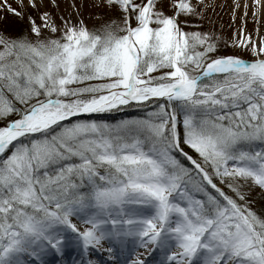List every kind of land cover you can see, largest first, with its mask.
I'll use <instances>...</instances> for the list:
<instances>
[{"label": "snow or ice", "instance_id": "6c2138e0", "mask_svg": "<svg viewBox=\"0 0 264 264\" xmlns=\"http://www.w3.org/2000/svg\"><path fill=\"white\" fill-rule=\"evenodd\" d=\"M70 7L0 0V264H264L259 29L222 41L206 0Z\"/></svg>", "mask_w": 264, "mask_h": 264}, {"label": "rangeland", "instance_id": "374dc122", "mask_svg": "<svg viewBox=\"0 0 264 264\" xmlns=\"http://www.w3.org/2000/svg\"><path fill=\"white\" fill-rule=\"evenodd\" d=\"M61 4L60 11L67 14V12L72 11L70 5L72 0H59ZM79 2V0H78ZM237 0H206V3L214 5L207 10L205 13L207 19L204 21V28L207 31L214 32L217 36L222 38V41H226L231 44L234 39L239 38V29L243 27L246 35H251L253 39H257V29H259L260 38H264V14L259 17V22L254 19L251 15V7L249 8V15L244 17L243 5L248 3L252 4L251 0H239L241 7L239 9L235 8ZM235 13V22H233V14ZM87 15V13H85ZM19 25V21L12 16H8L6 19L3 18V14L0 13V29L15 31ZM222 51L227 54L239 53V49L224 48L222 46ZM130 116L124 117L129 118ZM123 117L118 118L116 121ZM115 121V122H116ZM147 255V254H145ZM64 259L66 264H71V261L75 259L74 255H70L65 258L57 257V260Z\"/></svg>", "mask_w": 264, "mask_h": 264}, {"label": "trees", "instance_id": "16d2710c", "mask_svg": "<svg viewBox=\"0 0 264 264\" xmlns=\"http://www.w3.org/2000/svg\"><path fill=\"white\" fill-rule=\"evenodd\" d=\"M132 113H135L136 115H139L140 113L137 110H128L126 112H119V113H112L110 114V117L114 118V119H110L111 121H116L118 119L119 116H127V115H131Z\"/></svg>", "mask_w": 264, "mask_h": 264}, {"label": "bare ground", "instance_id": "6f19581e", "mask_svg": "<svg viewBox=\"0 0 264 264\" xmlns=\"http://www.w3.org/2000/svg\"><path fill=\"white\" fill-rule=\"evenodd\" d=\"M73 1V0H72ZM252 1V0H251ZM77 2H78V0H77Z\"/></svg>", "mask_w": 264, "mask_h": 264}]
</instances>
